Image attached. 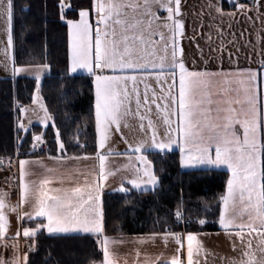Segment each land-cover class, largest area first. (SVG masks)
I'll return each mask as SVG.
<instances>
[{"label":"snow or ice","instance_id":"1","mask_svg":"<svg viewBox=\"0 0 264 264\" xmlns=\"http://www.w3.org/2000/svg\"><path fill=\"white\" fill-rule=\"evenodd\" d=\"M224 2L234 11L225 12ZM57 7L69 37L64 75L71 79L78 70H84L94 83V156L66 155L69 142L42 96L41 80L51 71V63L45 55L40 58L43 63L29 61L16 66V3L0 0V30L6 38L3 54L13 66L12 77L24 74L35 78V107L16 104L17 140L22 146L30 136L32 152L43 151L51 128L60 155L49 159L61 162L62 169L47 168L34 179L37 174L27 167L30 162L18 160L19 202L10 206L6 203L9 194L0 193V244L13 250L11 260L0 257V264H32L28 253L20 254L17 237L21 231L32 241L29 252L35 250L37 236L46 231L58 238H92L101 259L90 260L89 264H118L114 245L124 241L123 237L108 235L105 186L120 174V186L115 191L155 192L162 181L149 153H166L173 146L179 149L184 169H223L230 173L225 191L214 198L216 223L226 234L234 232L239 238L241 259L232 264H264V63L258 70H224L222 63L218 71L189 68L181 43L186 35L182 0H89L86 8H77L71 0H58ZM208 7L220 16L234 18L253 10L259 14L264 3L218 0L216 4L209 2ZM20 11L28 9L22 7ZM70 12L77 16L69 18ZM153 80L158 89L152 86ZM29 111L42 126L41 131H33L36 125L32 116L27 117V123L21 119ZM124 129L137 134L135 143L123 136ZM21 132L25 137L19 135ZM117 134L126 145L123 153L109 147ZM72 142L79 148L88 147L81 143L79 131ZM115 156L126 157V163L113 170L109 159ZM81 160L93 163L80 168ZM54 182L60 186L51 187ZM9 211L20 221H35V226L18 228L14 237L9 236ZM200 211L204 216L194 217L181 197L174 211L157 217L153 230L140 237L139 243H162L165 249L172 246L171 255H145L141 261L137 251V264H201V233L190 229L209 223L205 217L212 206L203 202ZM169 216L173 223H169ZM157 226L160 231H156ZM253 239L257 240L255 249Z\"/></svg>","mask_w":264,"mask_h":264},{"label":"trees","instance_id":"2","mask_svg":"<svg viewBox=\"0 0 264 264\" xmlns=\"http://www.w3.org/2000/svg\"><path fill=\"white\" fill-rule=\"evenodd\" d=\"M17 20L15 26V56L17 67L29 61H39L47 56L51 63V71L42 82V96L55 123L69 142L66 155L94 156V83L85 74L65 77L69 41L67 26L60 21L58 15V0H15ZM79 7H88L89 0H71ZM229 8L227 3L223 5ZM22 7L28 11L21 12ZM76 12H70L69 18H75ZM46 45V49L45 46ZM35 89V79L18 77L0 79V160L18 156L53 157L59 156L53 140L54 132L48 129V143L39 154L31 150V137H25L20 146L17 140L16 104L28 106L32 103ZM41 126H35L33 131H41ZM79 131L81 143H87L86 149L79 148L72 142V137ZM154 170L161 178V186L155 192L143 194L132 191L125 193H107L104 195V207L107 216L108 235H145L153 230L157 217L164 218L166 213L174 211L176 203L182 197L186 207L195 217L204 216L200 211L203 202L212 206V211L206 215L209 221L202 228L194 226L193 232H218L220 227L215 212L216 199L225 191L229 173L221 170L184 171L180 165V153L177 151L155 154L149 153ZM162 169V171H161ZM169 223L173 218L168 217ZM35 226V221L24 224ZM177 231H184L177 228ZM160 231V226L156 227ZM32 264H89L90 260H99L94 240L58 238L49 236L46 232L36 238V248L29 252Z\"/></svg>","mask_w":264,"mask_h":264},{"label":"crops","instance_id":"3","mask_svg":"<svg viewBox=\"0 0 264 264\" xmlns=\"http://www.w3.org/2000/svg\"><path fill=\"white\" fill-rule=\"evenodd\" d=\"M209 2L216 4L218 0H182L184 4L183 12L186 18V35L181 43L186 51L188 67H195L198 69L207 67L209 71H218L222 63L224 70H235L237 68L258 70L260 65L264 63V7L260 8L259 14L253 10L247 15L238 13L234 18H229L226 15L220 16L214 8H209ZM262 3H264V0H262ZM223 5L222 7L225 12L234 11L233 9L225 8ZM220 31H222V35H220ZM152 86L157 87V89L159 88L154 80ZM141 88H143V85H141ZM153 119H156L155 109L153 110ZM175 120L176 118L173 117L174 124ZM161 131H163V128H161ZM123 136L127 138L130 143H135L139 138L137 134L130 129H124ZM109 147L121 153L126 149V145L119 134L113 137ZM173 151L179 152V149L173 146L172 151L166 152ZM156 152H158V150ZM21 159H26L30 162L27 167L37 174V176L33 177L34 179L44 174L47 168L61 169V162L49 159V157L37 156ZM92 163L93 161L91 160H81L78 162V166L80 168H85ZM124 163H126V157L124 156H115L109 159V165L113 170L122 168ZM40 164H43L45 167L41 168L39 166ZM181 169L184 171H195L182 167ZM221 171L226 170L221 169ZM50 186L59 187L60 185L54 182ZM119 186L120 174L115 178L109 179L105 186L104 195L107 193H120L115 191ZM0 188L9 194L8 205H16L19 202L20 196L17 185L13 189H10L8 186L2 187L1 185ZM22 207L25 211H30L27 205H22ZM7 215L11 222V227L8 232L9 236L14 237L18 228L22 229L25 223L32 222L28 221L26 218L24 221H20L17 215L10 211ZM145 235L112 236L116 238L123 237L124 241L123 243L114 245L119 255L118 264H137V251L141 253V261H143L145 255L155 257L162 252L165 253V255H171L172 246L165 249L162 243L152 244L149 242L143 245L140 244L139 238ZM253 235L254 237L257 236V234ZM245 237L246 239L248 238L246 232ZM17 239L19 240L20 254H29L28 245L32 244V241L25 239L22 235V231L21 236L17 237ZM198 239L203 245L200 252L201 264H232L233 260L238 261L241 259L240 241L239 238L235 237L234 232L229 235L220 228L218 232L201 233ZM256 243L257 240L253 239L254 249ZM12 256V248L8 247L5 249L2 244H0V257H3L5 260H11Z\"/></svg>","mask_w":264,"mask_h":264},{"label":"rangeland","instance_id":"4","mask_svg":"<svg viewBox=\"0 0 264 264\" xmlns=\"http://www.w3.org/2000/svg\"><path fill=\"white\" fill-rule=\"evenodd\" d=\"M5 36L2 34V30H0V79H11L13 78L12 77V64L10 63V61L7 60V58L4 56L3 54V50L5 48ZM68 41H69V37H68ZM5 64H7V68L5 67ZM49 72L45 73L44 76L42 77V80H41V84L43 82V79L46 75H48ZM80 74H85V75H88L86 73V71L84 70H78L77 73L73 74V75H80ZM89 76V75H88ZM18 77H29V78H34L32 76H27V75H24V74H21V75H17L15 78H18ZM92 78V77H91ZM35 79V78H34ZM93 80V79H92ZM29 107H35V105H33L32 103L30 105H28ZM28 116H32V119H33V123L37 126H40L36 123V119H35V116H33L32 112L29 111L26 115H21V119L24 120L25 123H27V117ZM42 127V126H41ZM0 185L2 187H6L8 186L10 189H13L15 188L16 186H11V185H8V184H4V182L2 183L0 181ZM0 193H7L5 190H3L2 188H0ZM8 199H9V195L6 197V203L8 204Z\"/></svg>","mask_w":264,"mask_h":264},{"label":"built area","instance_id":"5","mask_svg":"<svg viewBox=\"0 0 264 264\" xmlns=\"http://www.w3.org/2000/svg\"><path fill=\"white\" fill-rule=\"evenodd\" d=\"M43 150L45 149V145L42 146ZM37 154L40 153V150L37 149L35 151ZM21 158L15 156L13 158L7 159L4 162V166L0 169V181L4 184H8L11 186L17 185V176H18V160Z\"/></svg>","mask_w":264,"mask_h":264},{"label":"water","instance_id":"6","mask_svg":"<svg viewBox=\"0 0 264 264\" xmlns=\"http://www.w3.org/2000/svg\"><path fill=\"white\" fill-rule=\"evenodd\" d=\"M3 165H4V161H3V164H2V165H0V168H1V167H3Z\"/></svg>","mask_w":264,"mask_h":264}]
</instances>
